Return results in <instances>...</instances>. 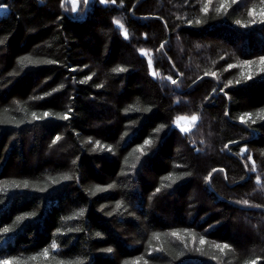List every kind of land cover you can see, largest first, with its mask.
I'll return each instance as SVG.
<instances>
[{"label":"trees","instance_id":"16d2710c","mask_svg":"<svg viewBox=\"0 0 264 264\" xmlns=\"http://www.w3.org/2000/svg\"><path fill=\"white\" fill-rule=\"evenodd\" d=\"M0 6V259L264 264V0Z\"/></svg>","mask_w":264,"mask_h":264},{"label":"snow or ice","instance_id":"6c2138e0","mask_svg":"<svg viewBox=\"0 0 264 264\" xmlns=\"http://www.w3.org/2000/svg\"><path fill=\"white\" fill-rule=\"evenodd\" d=\"M71 2H72V5H73L72 10L75 11V10H76V6H77V4H78V0H71ZM88 2H89V0H84V3H85V4H88ZM104 2H105V0H101V3H104ZM112 2L115 3V0H112ZM209 2H210V0H209ZM236 2H237V0H231V3H233V4H235ZM203 11H204V12H207V11H208V5H207V4H205V7L203 8ZM255 11H256L255 9H250V10H249L250 15H253V16H254V15H255ZM259 14H260V16H261L262 18H264V8H261V9H260V13H259ZM255 22H256L255 19H253V20L251 21V23H255ZM115 23L119 25L120 22H119V21H116ZM237 23L239 24L240 21H237ZM121 27H122V25H121ZM125 35H127V33H125ZM0 43H2V41H0ZM148 63H149V67L151 68L152 61L149 60ZM243 63H244V65H245V67H247V66H249V65H252V64L255 63V62H254V61H251V60H245ZM259 64H260V69H259V71H260L261 73H264V56L259 57ZM228 67H229V68H232L233 65H229ZM114 71H116V72H123V71H125V69H123V68H116V69H114ZM152 75L155 76V75H156L155 72H153ZM205 75L215 76L216 74L213 72V73H205ZM252 75H253L252 72H245V73H244V78H245V79H250V78L252 77ZM87 79H91V77H88ZM168 79H169V80H172L171 77H168ZM172 83L175 84L176 81H175V80H172ZM231 83H232V81H229V84H231ZM236 83L238 84V83H240V81L237 80ZM225 87H227V85H226ZM221 91H223V89H221ZM245 115H246L247 117L250 118L252 114H251V113H248V114H245ZM32 116H33V119H34V120H35V119H40V117H38L37 114H36L35 112L32 113ZM49 116H50V113H49V112H44V113H43V117L47 118V117H49ZM62 118L65 119V120H67L69 117H68V115H67V113H66V114H64V116H63ZM244 119H245L244 117H241L242 122L244 121ZM261 119H264V109H261ZM191 120H192V121H196V120H197V116L193 115V116L191 117ZM181 131H185V132H186V131H188V129H187V128H182ZM59 139H60V137H56V140H59ZM53 143H55V141H53ZM150 143H151V140H146V141H145V144H150ZM97 145H99V141H97ZM140 151H141V152L143 151V146H141ZM242 151H243V149H242ZM248 159L251 160L252 158L249 156ZM253 167H254V165H253ZM213 171H216V170L213 169ZM209 175H211V174H209ZM64 178H65V179H68V177H64ZM53 183H55V181H53ZM14 187H17V188H19V187L28 188L29 185H28L27 182H24L23 185L16 184V185H14ZM97 190H98V191L101 190V189H99V186H98V189H97ZM40 191H44V189H40ZM156 191L159 192L160 189H157ZM243 203L247 204V201H244ZM118 206H119V205H118ZM33 215H34V214H33ZM10 231H11V230L8 229V228H5V229H4V232H5V233H8V232H10ZM156 235H157V237H158V234H156ZM172 235H173V236H177L178 233H177V232H173ZM200 243L203 245V244L205 243V240H204L203 238H201ZM56 247H57V245H56L55 243H53V244H52V248L55 249ZM216 247H217L218 249H220L221 251H224L225 249H228V248H229V245H228V244H217ZM105 251L111 253V252L113 251V249L108 248V249H106ZM0 254H2V253H0ZM42 255H43L45 258H48V256H49V249H48V248H45V249L43 250V252H42ZM33 259H36V257H33ZM0 264H21V261L16 260V259H13V260H9V259H0ZM58 264H65V262H64V261H59ZM124 264H129V262H128V261H125ZM132 264H140V261H139V260H137V261H133ZM143 264H147V261H144ZM248 264H256V260L249 261Z\"/></svg>","mask_w":264,"mask_h":264},{"label":"rangeland","instance_id":"374dc122","mask_svg":"<svg viewBox=\"0 0 264 264\" xmlns=\"http://www.w3.org/2000/svg\"><path fill=\"white\" fill-rule=\"evenodd\" d=\"M6 11L4 6H0V15ZM193 123V122H192ZM191 120L188 119H181V121H178L177 125L180 129L182 128H189L191 126Z\"/></svg>","mask_w":264,"mask_h":264}]
</instances>
